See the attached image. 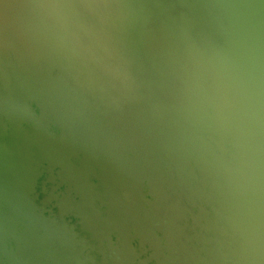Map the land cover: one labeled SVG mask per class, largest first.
Returning <instances> with one entry per match:
<instances>
[{"label": "water", "instance_id": "1", "mask_svg": "<svg viewBox=\"0 0 264 264\" xmlns=\"http://www.w3.org/2000/svg\"><path fill=\"white\" fill-rule=\"evenodd\" d=\"M0 264H264V0H0Z\"/></svg>", "mask_w": 264, "mask_h": 264}]
</instances>
